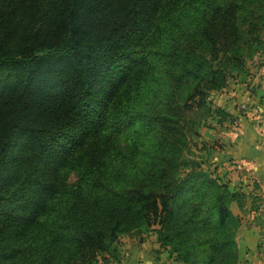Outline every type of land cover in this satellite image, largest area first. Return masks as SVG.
Wrapping results in <instances>:
<instances>
[{
	"label": "trees",
	"instance_id": "trees-1",
	"mask_svg": "<svg viewBox=\"0 0 264 264\" xmlns=\"http://www.w3.org/2000/svg\"><path fill=\"white\" fill-rule=\"evenodd\" d=\"M262 51L264 0H0V264H103L140 230L236 264L247 194L186 129Z\"/></svg>",
	"mask_w": 264,
	"mask_h": 264
},
{
	"label": "crops",
	"instance_id": "crops-1",
	"mask_svg": "<svg viewBox=\"0 0 264 264\" xmlns=\"http://www.w3.org/2000/svg\"><path fill=\"white\" fill-rule=\"evenodd\" d=\"M215 107L227 113L224 174L230 186L247 194L264 198V65L251 83L230 84L212 93ZM254 183V185H253ZM264 219V215H257ZM248 242L244 264H264V255L256 247L264 241V225L245 229Z\"/></svg>",
	"mask_w": 264,
	"mask_h": 264
},
{
	"label": "rangeland",
	"instance_id": "rangeland-1",
	"mask_svg": "<svg viewBox=\"0 0 264 264\" xmlns=\"http://www.w3.org/2000/svg\"><path fill=\"white\" fill-rule=\"evenodd\" d=\"M264 65V52H260L248 61L247 67L250 75L240 76L237 79H230L227 85L239 83H251L253 77L259 73ZM213 93V92H212ZM208 94L207 100L210 101L209 111L206 108L195 110L190 118L188 126L192 125L190 131L186 129V137L190 151L186 156L191 159H196L198 168L203 171L212 173V176L219 177V183H227V177L224 174L225 165L228 162L226 158L220 157L225 153V136L228 126L223 120L222 113H215V104L213 103V94ZM215 93V92H214ZM221 120V122H220ZM193 129L198 131V134L193 133ZM232 189L231 187H229ZM251 202L245 199L242 208H239L235 202L229 203L231 212L238 217L236 225L234 241L237 251L236 264H244L245 251L248 247V242L244 239L245 229H251L257 225H264V219L257 215H264V212H255L251 209ZM157 228V226H155ZM117 256L103 264H180L173 262L166 253L162 252L157 241V234L149 231L146 233L143 230L133 234H123L118 237ZM256 252L264 255V251L256 247Z\"/></svg>",
	"mask_w": 264,
	"mask_h": 264
},
{
	"label": "built area",
	"instance_id": "built-area-1",
	"mask_svg": "<svg viewBox=\"0 0 264 264\" xmlns=\"http://www.w3.org/2000/svg\"><path fill=\"white\" fill-rule=\"evenodd\" d=\"M261 212H264V208H262V210L259 211V213H261ZM259 249L264 251V241H261L259 243Z\"/></svg>",
	"mask_w": 264,
	"mask_h": 264
}]
</instances>
